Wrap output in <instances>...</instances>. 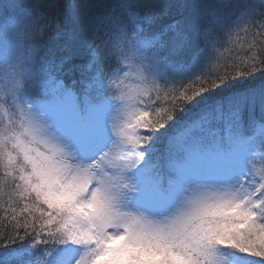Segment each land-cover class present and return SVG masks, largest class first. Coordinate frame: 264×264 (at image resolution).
<instances>
[{
    "label": "snow or ice",
    "instance_id": "6c2138e0",
    "mask_svg": "<svg viewBox=\"0 0 264 264\" xmlns=\"http://www.w3.org/2000/svg\"><path fill=\"white\" fill-rule=\"evenodd\" d=\"M98 5L0 0V264H264V0Z\"/></svg>",
    "mask_w": 264,
    "mask_h": 264
},
{
    "label": "trees",
    "instance_id": "16d2710c",
    "mask_svg": "<svg viewBox=\"0 0 264 264\" xmlns=\"http://www.w3.org/2000/svg\"><path fill=\"white\" fill-rule=\"evenodd\" d=\"M189 2H191V0H189ZM104 4V0H99V7H103ZM197 15L196 11H193V16ZM71 16V13H65L63 10L61 11L60 15H59V19L61 22V29L64 28L65 24L67 23L69 17ZM73 27L76 28L77 30H80V28L82 27V25L79 24H75L73 23ZM57 43L56 40L51 41V45L55 46V44ZM264 78V73H256L254 76L248 77L246 78V80L242 81L241 83H254L260 79ZM12 248H15L16 245H12ZM4 250L0 249V252H3Z\"/></svg>",
    "mask_w": 264,
    "mask_h": 264
},
{
    "label": "rangeland",
    "instance_id": "374dc122",
    "mask_svg": "<svg viewBox=\"0 0 264 264\" xmlns=\"http://www.w3.org/2000/svg\"><path fill=\"white\" fill-rule=\"evenodd\" d=\"M8 50H9V53H10V51H11V45H8Z\"/></svg>",
    "mask_w": 264,
    "mask_h": 264
}]
</instances>
